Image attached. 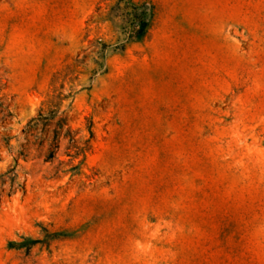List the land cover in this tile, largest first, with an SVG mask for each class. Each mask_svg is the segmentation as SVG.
Instances as JSON below:
<instances>
[{
	"label": "rangeland",
	"instance_id": "rangeland-1",
	"mask_svg": "<svg viewBox=\"0 0 264 264\" xmlns=\"http://www.w3.org/2000/svg\"><path fill=\"white\" fill-rule=\"evenodd\" d=\"M0 264H264V0H0Z\"/></svg>",
	"mask_w": 264,
	"mask_h": 264
}]
</instances>
